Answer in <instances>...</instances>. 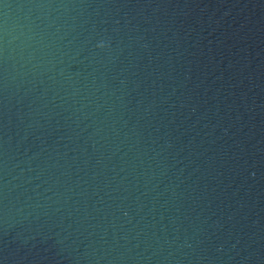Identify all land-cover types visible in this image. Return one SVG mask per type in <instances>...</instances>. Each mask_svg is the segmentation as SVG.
Here are the masks:
<instances>
[{"label":"water","instance_id":"obj_1","mask_svg":"<svg viewBox=\"0 0 264 264\" xmlns=\"http://www.w3.org/2000/svg\"><path fill=\"white\" fill-rule=\"evenodd\" d=\"M0 264H264V0H0Z\"/></svg>","mask_w":264,"mask_h":264}]
</instances>
